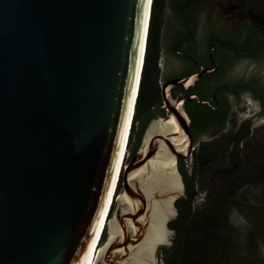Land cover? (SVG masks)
I'll list each match as a JSON object with an SVG mask.
<instances>
[{
	"label": "water",
	"instance_id": "95a60500",
	"mask_svg": "<svg viewBox=\"0 0 264 264\" xmlns=\"http://www.w3.org/2000/svg\"><path fill=\"white\" fill-rule=\"evenodd\" d=\"M151 4L0 0V264H88L97 244L92 264H157L152 226L178 215L177 164L194 141L184 100L165 85L170 115L150 123L119 170ZM160 122L166 131H152ZM170 159L175 186L152 169Z\"/></svg>",
	"mask_w": 264,
	"mask_h": 264
},
{
	"label": "rangeland",
	"instance_id": "374dc122",
	"mask_svg": "<svg viewBox=\"0 0 264 264\" xmlns=\"http://www.w3.org/2000/svg\"><path fill=\"white\" fill-rule=\"evenodd\" d=\"M175 1L165 0L164 5L168 3L169 9L166 10V14L162 12L164 21L161 45L166 51L163 53L162 67H160L163 80L165 79L164 73L167 75L175 71L174 66L167 65L168 57L166 56H171L167 52L168 48H165L172 39L177 25ZM187 2L189 9H194L193 19H197L202 25L203 30L200 29L198 37H204V34L211 30L222 38H232L236 44L243 46L252 27L260 26L264 29V0H242V3L239 0H188ZM209 19H212L211 23L207 22ZM218 80L227 86L249 82L251 85L260 84L264 87V60L261 57L231 54L226 59L223 72ZM161 84L160 79L159 90ZM241 88L238 96L229 98L230 115L225 127L214 134L194 141L191 155L182 159L181 165L177 164V176H179L180 190H182L180 195L184 196L187 185L192 184L196 198L194 206L200 209L203 207V213L204 205L208 207L228 181L243 178L257 171H264V103H261L252 92L245 91L248 88L247 85H242ZM167 115H170V112L166 110L164 113L157 112L156 116L151 117L145 124L141 126L139 123L134 124L138 146L150 123L159 118H166ZM241 129H245L244 133L247 130L238 143L239 150L244 152L236 153L234 137ZM210 141H215L214 163L211 167L200 171L199 181L197 177L192 179V172L196 167L195 159L199 153V143ZM246 152L250 157L248 160L245 158ZM129 159L127 151L124 165ZM171 221L166 223V235L157 247V264H162L158 249L173 245L176 239V232L169 228ZM229 223L232 227L228 235L231 252L235 250L244 258L241 264H264V194H262L261 186L248 185L240 192L236 197V204L229 211Z\"/></svg>",
	"mask_w": 264,
	"mask_h": 264
},
{
	"label": "trees",
	"instance_id": "16d2710c",
	"mask_svg": "<svg viewBox=\"0 0 264 264\" xmlns=\"http://www.w3.org/2000/svg\"><path fill=\"white\" fill-rule=\"evenodd\" d=\"M239 1L242 3V0ZM164 2L165 0H152L151 4L141 77L126 146L130 158L138 147L134 124L140 123L141 118L151 111V107L159 106L161 103L158 85V63ZM231 49L235 51L236 56L261 57L264 60V29L260 26L252 27L243 46L235 44ZM222 72L223 68L221 67L217 71V75H212L211 78H215ZM204 79H207V77ZM252 86L254 88V85ZM237 87L235 94L240 92L241 85L238 84ZM253 90L255 91V89ZM252 93L254 92L252 91ZM262 100L264 101V94ZM217 106V113L209 108H205L202 112L199 109H193L194 111L191 112L189 130L195 141L201 136V132L198 129L208 130L207 124L209 120L214 119L216 115L221 118L219 126L224 127L226 125L229 106L223 92L220 99H218ZM160 111L164 113L163 109ZM201 118L205 121H202ZM211 126H213V123ZM244 130L241 129L234 137L236 153L244 152L238 148L239 140L247 133V130L245 133L243 132ZM214 143L215 141L199 143V153L195 159L196 167L193 169L192 179L197 177L199 181L198 175L200 171L213 165ZM245 158L247 160L250 158L247 152L245 153ZM252 161L254 162V159ZM248 185L261 186L262 194H264V171H257L243 178H238L231 182L228 181L212 203L208 207L204 205L203 213V207L200 209L194 206L196 198L193 185L188 184L185 196L175 202L178 215L169 223V228L176 232L175 242L169 247L164 246L158 249V256L160 255L162 264H241L244 258L235 250L231 252L232 248L228 238L232 231L229 223V211L236 204V197ZM120 190L121 178L118 181L117 193ZM105 239L106 230L104 229L101 243Z\"/></svg>",
	"mask_w": 264,
	"mask_h": 264
},
{
	"label": "flooded vegetation",
	"instance_id": "af4514ba",
	"mask_svg": "<svg viewBox=\"0 0 264 264\" xmlns=\"http://www.w3.org/2000/svg\"><path fill=\"white\" fill-rule=\"evenodd\" d=\"M187 1L188 0H176L174 2L177 25L173 32L172 39L168 42V45H166L165 48H168L167 52L170 53L171 56H166L168 57L167 65L171 64L174 66L175 71L172 73H167V75L164 73V80L162 79L160 67H162L161 62L163 61L164 57L163 53L166 51L162 49L160 34V55L158 63L159 80L161 79L162 81L160 87L161 89L159 90L160 95L162 88L166 85V95L171 96L172 101L177 102L184 100L183 107L189 117L191 112L197 109L202 112L205 108H209L210 110L216 111L217 113V103L218 99H220L222 95V92L227 101V105L229 106V98L231 99L235 98V96H238V94H235L238 84H240L241 87L242 85H247L248 88H246L247 90L245 91H253V94L256 96V98L260 100L261 103H264L262 100L264 87L260 84H255L254 88L249 82L236 83L232 86H227L224 83H220V80H218L221 74L215 76V78H211L212 75H217V71H219L221 67L224 68L226 59L231 56V54L233 56L236 54L235 51L231 49L236 43L232 38H222L219 34L211 30L207 34H204V37H198L200 34V29H202V25L200 24V21L193 19V14L195 15L194 9H189ZM208 7L212 13L211 7L209 5ZM164 8L163 14H166V10L168 11L169 9L168 3L164 5ZM163 21L164 18L162 19V24ZM207 22L211 23L212 19H209ZM163 64L165 63L163 62ZM204 71H207V73L200 74ZM197 74H200V76L195 79V81H192L189 86L184 85V87H181L174 84V82L183 80L185 78H194V76ZM206 77L207 79H204ZM253 89H255V91ZM240 90H242V88H240ZM161 109L164 111L166 110L162 96L160 105L151 107V111L141 118L139 126H141V124H145L150 120L151 117L156 116L157 112L161 113ZM228 113L230 115V106ZM229 115L227 117V122L229 120ZM220 119L221 118L216 115L214 119L212 118L209 120L207 124L208 130L206 129L203 131L198 129L201 132L200 138H205L211 134H214V132L220 131L223 128L219 126ZM201 120L205 121L202 118ZM212 123L213 126H211ZM214 127L216 128L210 130ZM202 129L204 128L202 127ZM193 141H195L194 138ZM181 163L182 159H179L178 164L181 165Z\"/></svg>",
	"mask_w": 264,
	"mask_h": 264
},
{
	"label": "bare ground",
	"instance_id": "6f19581e",
	"mask_svg": "<svg viewBox=\"0 0 264 264\" xmlns=\"http://www.w3.org/2000/svg\"><path fill=\"white\" fill-rule=\"evenodd\" d=\"M150 10V9H149ZM142 57H143V54H142ZM142 62V61H141ZM191 84V80H189L185 85L186 86H189ZM130 119H131V117H130ZM129 119V120H130ZM168 123H172V125H173V128H172V130L173 131H179V129H178V127H177V125H176V123H175V121H174V119H173V117H170L169 118V121H168ZM166 126H165V123H163V122H160V123H157L156 125H154L153 127H152V131H157V132H165L166 131V128H165ZM126 135H127V133H126ZM181 141H183L184 143H185V138L184 137H182L181 138V140H179V142L178 143H181ZM187 145H185L184 147H182V150L183 149H185V147H186ZM181 147V146H180ZM184 151V150H183ZM123 154H124V152L122 151L121 152V158H123ZM125 155H126V153H125ZM125 155H124V158H123V161L122 162H120V165H121V163H122V165H121V168H120V166H119V170L121 171L122 169H123V167H124V160H125ZM175 160H172V159H170V161H157V163H156V165L155 166H152V169L154 170V173L156 174V175H159V177H162V178H165V177H167L168 178V183L170 184V185H172V186H175L174 185V181H173V179H172V172L170 173V175H168L167 174V172L168 171H166L165 170V168L166 167H170V168H173L174 167V165H175ZM154 164V163H153ZM118 170V171H119ZM115 195H116V193H114V196H113V198H112V202H113V199H114V197H115ZM112 204V203H111ZM110 211V210H109ZM106 215V214H105ZM105 217V216H104ZM107 219H108V216H107V218H106V220L105 221H107ZM101 231V230H100ZM103 232V231H102ZM101 232V233H102ZM100 234V233H99ZM102 235V234H101ZM165 235H166V232H165V229H164V222L163 221H161V222H158V223H156V224H154L153 226H152V231H151V237H152V239H153V241H155V243H157V242H161V241H163V239H164V237H165ZM99 237V236H98ZM98 240V239H97ZM100 249H101V245L100 244H97V245H95V247L93 248V252H92V254L90 255V257H89V263L88 264H92V262H93V259H94V257H95V253H96V251H97V253L100 251Z\"/></svg>",
	"mask_w": 264,
	"mask_h": 264
},
{
	"label": "clouds",
	"instance_id": "9594fccd",
	"mask_svg": "<svg viewBox=\"0 0 264 264\" xmlns=\"http://www.w3.org/2000/svg\"><path fill=\"white\" fill-rule=\"evenodd\" d=\"M146 37H147V35H146ZM145 40H146V38H145ZM142 65H143V63H142ZM132 120H133V118H132ZM131 125H132V121H131V124H130V128H131ZM130 128H129V132H128V135H127V136H129ZM126 155H127V150H126ZM125 158H126V157H125Z\"/></svg>",
	"mask_w": 264,
	"mask_h": 264
}]
</instances>
